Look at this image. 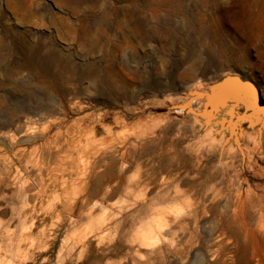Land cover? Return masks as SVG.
Returning <instances> with one entry per match:
<instances>
[{
	"label": "rangeland",
	"instance_id": "374dc122",
	"mask_svg": "<svg viewBox=\"0 0 264 264\" xmlns=\"http://www.w3.org/2000/svg\"><path fill=\"white\" fill-rule=\"evenodd\" d=\"M239 9V0H0V264H238V251L218 255L205 231L227 201L264 204V126L241 123L237 147L227 123L250 108L217 116L193 97L239 79L264 101V56L233 27ZM209 111L216 132L201 118ZM47 139L60 145L50 155ZM86 161L93 171L77 194ZM205 193L217 194L210 216L173 239H188L186 251L166 242L158 251L156 225L175 224Z\"/></svg>",
	"mask_w": 264,
	"mask_h": 264
},
{
	"label": "bare ground",
	"instance_id": "6f19581e",
	"mask_svg": "<svg viewBox=\"0 0 264 264\" xmlns=\"http://www.w3.org/2000/svg\"><path fill=\"white\" fill-rule=\"evenodd\" d=\"M239 6H240L239 12L237 13L236 17H234L233 20V27L239 32V34H241L243 38L247 39L248 42H250L252 45L257 43L256 44L257 54L264 56V0H239ZM219 89L225 90L223 94H225L226 91L228 92L231 90L230 88L226 89V87L225 88L218 87V90ZM238 96L239 98L237 100L229 99L223 101L219 105H216L214 107V110L217 116L224 115L225 117L227 114L232 116L233 115L232 112L238 109L239 107H245L246 109L251 108V104L248 101V99L244 98V96L240 94H238ZM46 111H51V110H46ZM201 118L203 119L204 124L206 125L205 127L206 130L216 132L215 125L212 124L215 121L213 122L210 121L211 118L210 111ZM217 119H219V117ZM81 123L82 122H80L79 125H81ZM91 128L94 129L93 126H91ZM23 132H24L23 135H26L27 130H24ZM44 142H45L44 148H46V152L49 155L53 152V150H56L58 146L60 147V145H56L57 144L56 141L53 142V146L51 144L52 142H50L48 139ZM64 142L66 143V141ZM65 145H67V147H70V145L67 143ZM78 150L79 149H77V151ZM80 151L82 153L85 152L84 148H81ZM87 162L88 161H86L85 166L80 168V170L82 171L81 173H79L80 176L78 177L77 182L75 183L72 180L70 181V182H74L72 184H74V188H75L74 191L76 190L75 193L77 194L78 193L84 194V192L87 190L88 187L89 177L91 174L90 172L93 171V168L88 167L87 165H90V163ZM56 183L64 186L66 180L59 182L55 181V184ZM179 195L181 197L194 196V195L191 196L189 191L181 192L179 193ZM216 196L217 194H213L210 198H207L206 193L200 194L198 197L199 198L198 202L186 204V207L191 206L190 208L191 210L183 216L184 218H179V214H177L178 216H174L175 217L174 221L176 222V223L174 222L175 224L172 223V220H167L163 226H159L158 223L155 228L156 231H158V233L156 234V236H154V240H153V244L158 249V251H161L160 248L161 242L164 243L166 242L168 245L171 244L170 248L172 252H175L177 254L181 252H185L187 245L189 244V240L186 238L184 239L180 238L177 241L176 240L174 241L173 239H175L176 235H178L180 232L184 233L186 228L188 231L187 220L190 219L197 220L199 215L200 218L206 217L207 214L209 217L210 214L208 209L205 207V203L207 201L213 203ZM160 197L163 201L171 200L170 195L168 193ZM226 203L227 204L225 205L226 207L225 214L219 213L216 209L211 213L209 220L210 225L209 228L205 231L206 241L209 242L210 238L214 237L215 239H217V241L221 242L217 247L218 255H225L224 253L227 251V247L230 246L231 249L234 250V252H229L230 259H233L234 257L236 258L234 253L238 251V258H237L238 264H248L250 260H253L255 264H264V204L259 203L256 207L253 208L254 210H251L245 208L243 206V202L230 203L229 201H227ZM74 205L75 202L74 200H72L68 204L67 203L66 205L64 204L63 207L67 206L69 209H73ZM170 223L173 224V227L172 229H169L167 233V236L170 237V239L166 240L163 238L161 234V230L170 226L171 225ZM239 246H243L242 251L238 250Z\"/></svg>",
	"mask_w": 264,
	"mask_h": 264
},
{
	"label": "water",
	"instance_id": "95a60500",
	"mask_svg": "<svg viewBox=\"0 0 264 264\" xmlns=\"http://www.w3.org/2000/svg\"><path fill=\"white\" fill-rule=\"evenodd\" d=\"M227 85L231 90L228 92L226 91L225 94H223L225 90L217 89L216 92L209 94L197 93L193 98L204 99L209 110H213L216 105H219L225 100H237L239 98L238 94L248 99L251 104V108L249 109L250 113L245 116L237 115L232 122L227 123L229 130L228 138H232L236 146L239 147L238 135L239 125L241 123L247 121L254 123L259 119V123L264 126V101L259 96L256 88L248 82H241L239 79H233L231 82H228Z\"/></svg>",
	"mask_w": 264,
	"mask_h": 264
}]
</instances>
